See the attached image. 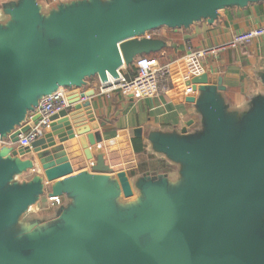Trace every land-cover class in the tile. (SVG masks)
<instances>
[{
	"label": "water",
	"instance_id": "water-1",
	"mask_svg": "<svg viewBox=\"0 0 264 264\" xmlns=\"http://www.w3.org/2000/svg\"><path fill=\"white\" fill-rule=\"evenodd\" d=\"M219 1L144 0L129 6L126 0H112L104 14L96 3L89 12L64 14L52 22L50 31L61 45L44 51L31 48L39 21L23 1L14 12L16 23L10 30H0V143L4 138L15 144L28 131L23 127L13 132L42 96L82 86L90 76L102 83L117 78L123 65L149 47L134 37L160 26L186 25L212 13ZM88 107L89 102L74 104L69 113L53 114L48 133L28 147L14 150L0 144V264H264V237L249 243L242 234L245 222L264 207V107L254 128L235 147L226 143L221 127L213 126L208 140L181 151L193 163L190 174L197 183L186 198L169 202L163 187L157 186L147 190L150 205L140 215L110 221L106 212L117 192L106 185V178L73 177L69 189L80 198L77 208L63 215V228L51 236L41 231L34 241H13L7 231L34 202L39 186L2 193L19 169L3 160L38 153L55 137L62 142L87 134L88 144L94 145L90 129L97 125L92 124ZM38 120L36 114L34 124ZM85 154L90 158L89 150ZM92 171H108L101 156ZM135 241L141 245L132 247Z\"/></svg>",
	"mask_w": 264,
	"mask_h": 264
},
{
	"label": "crops",
	"instance_id": "crops-1",
	"mask_svg": "<svg viewBox=\"0 0 264 264\" xmlns=\"http://www.w3.org/2000/svg\"><path fill=\"white\" fill-rule=\"evenodd\" d=\"M23 1L0 0V30H10L16 23L14 12ZM27 1L39 21L31 42L33 51L61 45L52 36L50 25L64 14L89 12L96 3L100 14H104L112 5V0ZM126 1L131 6L144 0ZM262 25L264 0H220L212 13L186 25L160 26L134 37L146 41L149 47L130 64L123 65L118 74L132 79L135 61L141 56L161 65L170 64L171 81L166 91L136 99L119 90L103 91L96 76L89 84L84 79L82 86L65 87L67 107L58 112L69 113L74 104L89 102L92 124L97 125L95 130L90 129L94 145L88 144L87 134L62 142L55 137L38 153L3 160L19 168L10 176L9 190L31 184L39 186L34 202L18 216L7 234L18 243L22 238L37 240L41 231L51 236L63 228V215L76 209L80 198L69 189L73 177L84 181L93 175L106 178V185L117 192L106 212L110 221H126L140 215L150 205L148 189L162 186L169 202L194 192L197 183L190 174L193 163L182 157L181 151L202 139L208 140L213 126L221 127L226 143L235 147L254 128L257 113L264 107V37L207 60L203 63V75L186 81L181 78L184 69L180 58L188 49L216 45ZM90 92L92 96L80 99L81 93ZM75 99L78 103L71 104ZM36 114V108L26 113L13 132L32 127ZM86 124L92 125L89 121ZM71 129L75 133L77 128L72 125ZM3 139L2 146L18 148L17 143ZM97 156L102 157L107 172L92 171ZM242 234L249 243L264 237V207L245 222ZM3 237L7 238L6 231Z\"/></svg>",
	"mask_w": 264,
	"mask_h": 264
},
{
	"label": "built area",
	"instance_id": "built-area-1",
	"mask_svg": "<svg viewBox=\"0 0 264 264\" xmlns=\"http://www.w3.org/2000/svg\"><path fill=\"white\" fill-rule=\"evenodd\" d=\"M264 37V25L240 32L231 39L201 48L198 50L188 49L187 53L180 58L184 69L182 80L186 81L193 77H200L204 73L203 63L209 59L217 58L220 54L250 44ZM136 75L132 79H126L121 74L117 78L108 77L101 84L103 91L110 92L119 90L123 95L136 99L150 98L168 89L171 81V65L159 64L146 57H139L135 61ZM81 98V100H84ZM67 107L65 88L42 96L38 101L36 112L39 115L37 124L32 125L24 134L18 136V147L30 146L35 140L49 129L50 117L61 109Z\"/></svg>",
	"mask_w": 264,
	"mask_h": 264
},
{
	"label": "rangeland",
	"instance_id": "rangeland-1",
	"mask_svg": "<svg viewBox=\"0 0 264 264\" xmlns=\"http://www.w3.org/2000/svg\"><path fill=\"white\" fill-rule=\"evenodd\" d=\"M10 188H12V185L10 186V184H6L4 187H3V189H2V193H5V192H7V191H9V189ZM133 246L132 247H135L136 248V246H140L141 245V243H140V241H138V242H133V244H132Z\"/></svg>",
	"mask_w": 264,
	"mask_h": 264
},
{
	"label": "trees",
	"instance_id": "trees-1",
	"mask_svg": "<svg viewBox=\"0 0 264 264\" xmlns=\"http://www.w3.org/2000/svg\"><path fill=\"white\" fill-rule=\"evenodd\" d=\"M136 73H137V72H135L134 74L132 73L131 75H132V76H135ZM132 78H133V77H132ZM94 79H95V77L90 76V77L86 78L85 82H86V84H89V83H91V81H93Z\"/></svg>",
	"mask_w": 264,
	"mask_h": 264
}]
</instances>
